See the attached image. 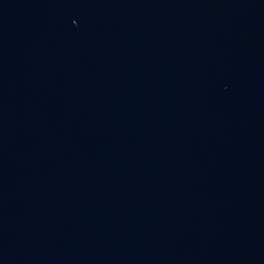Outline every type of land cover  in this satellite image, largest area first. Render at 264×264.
Masks as SVG:
<instances>
[{"label":"water","instance_id":"obj_1","mask_svg":"<svg viewBox=\"0 0 264 264\" xmlns=\"http://www.w3.org/2000/svg\"><path fill=\"white\" fill-rule=\"evenodd\" d=\"M0 264H264V0H0Z\"/></svg>","mask_w":264,"mask_h":264}]
</instances>
